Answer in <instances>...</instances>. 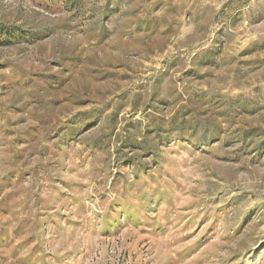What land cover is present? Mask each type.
Wrapping results in <instances>:
<instances>
[{
  "label": "rangeland",
  "instance_id": "1",
  "mask_svg": "<svg viewBox=\"0 0 264 264\" xmlns=\"http://www.w3.org/2000/svg\"><path fill=\"white\" fill-rule=\"evenodd\" d=\"M0 264H264V0H0Z\"/></svg>",
  "mask_w": 264,
  "mask_h": 264
}]
</instances>
